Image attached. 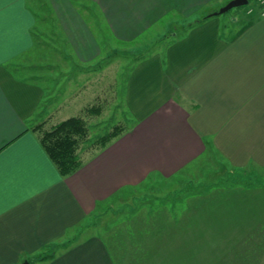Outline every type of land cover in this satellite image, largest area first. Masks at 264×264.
Instances as JSON below:
<instances>
[{
	"label": "crops",
	"instance_id": "obj_1",
	"mask_svg": "<svg viewBox=\"0 0 264 264\" xmlns=\"http://www.w3.org/2000/svg\"><path fill=\"white\" fill-rule=\"evenodd\" d=\"M230 1L44 0L37 9L33 0L34 7L0 0V264H117L96 236L56 256L50 248L68 242L117 192L155 173L175 176L210 145L234 169L264 168V17L257 8L230 31L212 16ZM40 21L64 35L76 65L148 50L126 82L134 124L66 177L33 131L45 117V87L11 68L36 48ZM173 27L178 33L168 36ZM247 189L264 193V186ZM256 200L238 217L213 213L205 202L204 220L197 204L175 202L169 221L153 233L163 245L119 256L125 264H197L199 238L208 253L229 239L247 242L240 248L252 251V264H264V216Z\"/></svg>",
	"mask_w": 264,
	"mask_h": 264
},
{
	"label": "rangeland",
	"instance_id": "obj_2",
	"mask_svg": "<svg viewBox=\"0 0 264 264\" xmlns=\"http://www.w3.org/2000/svg\"><path fill=\"white\" fill-rule=\"evenodd\" d=\"M29 1L33 6L32 0ZM33 2L38 9L44 0ZM263 7L259 6V0H250L248 5L232 9L220 17L230 31H235L237 23L243 22L250 9L258 8L259 15L263 14L261 16L264 17V11L261 13ZM221 8L213 13L219 12ZM41 23L40 21L39 30L36 32V48L15 61L11 68L18 76L35 79L45 87L47 99L42 111L45 115V128L75 116L83 117L93 127L91 135L95 139L118 123L131 127L135 119L126 102V82L134 63L148 53V50H119L110 52L109 56L94 64L76 65L70 61L76 58L71 50L66 49L64 35L58 30L56 32L55 26ZM174 33H178L176 27H173L172 33L168 32V36ZM97 102L102 108L101 114H88L89 106H93L90 104ZM246 186H264V168L234 169L224 160L219 150L210 145L206 155L175 176L167 178L152 174L139 186L123 189L100 203L96 212L72 232L73 237L68 242L52 246L50 252L56 256L64 248L96 236L102 238L112 254L114 253L117 264H125L124 257L119 256L125 249L135 252V249L151 250L163 245L165 241L156 239L159 235L153 233L162 227V223L169 221L168 216L173 215L176 210L171 208L175 202H187V207L197 204L198 217L204 220L205 202L212 203L209 207L213 213L232 211V216L236 217L245 206L246 210L252 211L251 206L246 204L257 199L254 208L260 207V216H264V193L256 195L248 192ZM223 204L228 205V211ZM187 212L193 213L189 210ZM199 239L196 249L197 264H241L243 259L245 264H252L254 261L250 249L240 248L247 242L229 239L220 241L217 243L223 245H214L208 253V248L206 250L200 247L205 244ZM168 243L171 247L173 244L177 245L175 241ZM183 243L180 244L181 247ZM187 245H190L189 242Z\"/></svg>",
	"mask_w": 264,
	"mask_h": 264
},
{
	"label": "trees",
	"instance_id": "obj_3",
	"mask_svg": "<svg viewBox=\"0 0 264 264\" xmlns=\"http://www.w3.org/2000/svg\"><path fill=\"white\" fill-rule=\"evenodd\" d=\"M248 2L250 3V0ZM97 103L90 104L93 106H89L88 114H101L102 108L99 103L96 105ZM92 128L83 117L75 116L48 128H45L44 122L39 123L33 131L61 176L66 177L130 130L126 124L118 123L95 139L91 135Z\"/></svg>",
	"mask_w": 264,
	"mask_h": 264
},
{
	"label": "water",
	"instance_id": "obj_4",
	"mask_svg": "<svg viewBox=\"0 0 264 264\" xmlns=\"http://www.w3.org/2000/svg\"><path fill=\"white\" fill-rule=\"evenodd\" d=\"M248 4H249L248 0H232L227 5L222 7L219 12L212 14V16H214V17L221 16V15L229 12L232 9L239 8L242 6H246ZM24 264H31V263L25 262Z\"/></svg>",
	"mask_w": 264,
	"mask_h": 264
},
{
	"label": "built area",
	"instance_id": "obj_5",
	"mask_svg": "<svg viewBox=\"0 0 264 264\" xmlns=\"http://www.w3.org/2000/svg\"><path fill=\"white\" fill-rule=\"evenodd\" d=\"M260 5L264 6V0H259V6ZM253 11H254L253 9H250L248 13L251 14ZM262 11H264V7L261 9V13H262ZM261 15H263V14H261Z\"/></svg>",
	"mask_w": 264,
	"mask_h": 264
}]
</instances>
